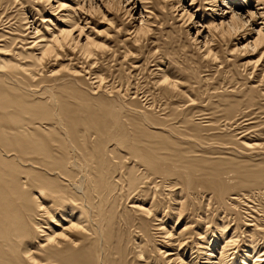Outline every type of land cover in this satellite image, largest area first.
I'll use <instances>...</instances> for the list:
<instances>
[{"label":"bare ground","instance_id":"1","mask_svg":"<svg viewBox=\"0 0 264 264\" xmlns=\"http://www.w3.org/2000/svg\"><path fill=\"white\" fill-rule=\"evenodd\" d=\"M0 264H264V0H0Z\"/></svg>","mask_w":264,"mask_h":264},{"label":"rangeland","instance_id":"2","mask_svg":"<svg viewBox=\"0 0 264 264\" xmlns=\"http://www.w3.org/2000/svg\"><path fill=\"white\" fill-rule=\"evenodd\" d=\"M161 50H162V49H161ZM161 50H160V51H161ZM254 59L256 60V59H258V57H254ZM257 130H258V129H257ZM259 141H261V140H259V139L257 140V139H255V138H252V142H253V143H257V142H259Z\"/></svg>","mask_w":264,"mask_h":264}]
</instances>
